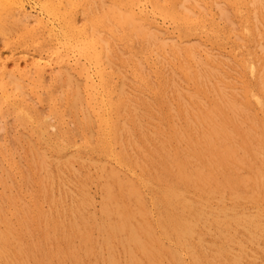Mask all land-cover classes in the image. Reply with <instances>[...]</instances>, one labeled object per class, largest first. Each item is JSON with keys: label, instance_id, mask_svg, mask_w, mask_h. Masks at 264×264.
Wrapping results in <instances>:
<instances>
[{"label": "bare ground", "instance_id": "obj_1", "mask_svg": "<svg viewBox=\"0 0 264 264\" xmlns=\"http://www.w3.org/2000/svg\"><path fill=\"white\" fill-rule=\"evenodd\" d=\"M103 1L0 0V38L3 47L9 52L4 59L0 56V141H6L3 133L8 125L27 131L23 136L24 141H29V150L25 155L32 171L30 175L27 171V179L39 183V193L32 204L24 202L19 192L16 195L6 191L0 193V264H121L118 250L124 255V264H243L246 252L241 238L255 244L264 238V117L260 120L262 116L258 118L254 114L257 107H264V59L259 67L255 59H244L242 62L236 59V67L244 72L249 81L242 88L241 84L240 89L232 86L230 89L235 90L229 93V87L222 84L218 86V81L214 80L216 77L213 78L214 74L209 70L197 73L191 71L196 56L200 54L201 58H198L202 62L203 58L209 61L213 54L207 48L199 49V52L193 45L195 43L183 41L194 32L196 34L204 30L207 33L210 30L204 22L200 23L202 18L196 22L183 15V5L177 8L176 0H160V4H154L152 0H107L108 5ZM193 1L196 3V0ZM201 1L205 5L209 4L207 0L198 3ZM226 1L229 9L233 7L237 14H243L241 6L247 0ZM251 1L258 5L257 12L260 14L259 20L254 15V20L258 21L253 26L252 15L248 16L251 23L248 17H244L247 20L244 22L247 24V37L258 36L264 28V3L260 0ZM198 3L194 5L196 11L200 8V5L197 7ZM219 4H223L222 1ZM219 4H215L214 8ZM205 5L200 11L208 13L203 11ZM246 7L248 11L252 4ZM190 8L188 10L191 13ZM195 8L192 9L193 15ZM221 8L219 6L221 15L225 11L228 13L229 10ZM79 14L85 17L80 19ZM232 15L227 17L232 18ZM168 21L176 26L178 35L175 36L174 27L170 32L167 27L170 23L166 25ZM213 23L210 24V34L205 33L204 36L203 31L201 33L211 43L210 48L214 43L218 47L223 46V39L218 37L219 31L214 30V27L223 26ZM258 24L263 26L261 30ZM104 31L107 35L105 38L99 35L101 32L105 34ZM197 34L195 36L199 42L202 36ZM134 40H138L141 45L150 43L164 53V49L170 48L174 60L184 63L180 61L179 74L185 77L187 84L194 85L193 94L179 92L178 101L173 106L164 100L166 92L162 80L145 82L146 78L141 75L144 65L140 61L131 64L135 79L133 83L142 90L153 92L150 103L142 105L144 112L150 115L155 111L158 113L153 118L158 120L159 125H153L149 130L147 127L148 134L141 133L138 138L134 135L136 130H142V113L138 114L140 110L135 108V104L139 103L123 87H115L116 75L121 71L110 70L112 66L115 67V63H111L115 44L123 42L128 46ZM202 43L204 45V41ZM145 47L147 45H143V51ZM261 48H264L263 44ZM216 56L212 55L213 58ZM8 57L12 60V68L6 61ZM231 57L234 59L236 56ZM137 59L140 58L137 56ZM21 61H24L23 69ZM145 62L152 64L154 61ZM128 63L122 60V66H128ZM120 69L123 71L124 68ZM155 74L157 78L161 75L158 72ZM173 81H170L172 85L175 83ZM56 83L60 86L57 87L59 93L51 90V84L54 86ZM235 84L239 86L240 82ZM213 92L217 96L208 98ZM44 103L47 114L44 113L46 110H39ZM79 112L84 120L79 122L80 118L77 119V138L81 137L85 145L95 139L94 149L85 146L83 149L77 148L78 144L74 141L76 135L70 129L72 123L66 119ZM51 120L55 123H51ZM95 125L97 131L94 133L91 130ZM15 129L18 128L12 130ZM87 130L90 131L86 133ZM2 145L0 160L7 161L8 158L12 163L9 162L11 164L7 167L14 166L11 149ZM116 146H119V152ZM71 148L77 151L73 153ZM70 149L73 151L71 154ZM131 151L135 152V158H132ZM94 154L101 157L100 160L95 158L97 163L94 161L93 166L99 169L102 179L99 215L89 211L94 205V197H90L84 188L86 185L80 187L78 196L69 197L72 204L65 205L67 207L64 206V198L58 199L54 192L56 183H62L65 168L68 169L75 162L88 160ZM51 158L57 160L55 172L51 170L55 163ZM107 159H112L116 167L107 168ZM136 169L140 170L136 178L128 176L127 172L137 174ZM37 170L40 171L39 176L34 173ZM6 184L0 175V187L7 190ZM59 187L60 184L57 185ZM144 188L152 192L151 202L157 215L155 221L144 201ZM227 201L231 202L230 207ZM42 202L48 203L49 210H44ZM213 202H217L214 203L217 204L216 208ZM246 203H250L256 212L243 209ZM212 232L214 236L210 234ZM96 233L98 238H95ZM208 233L214 241L210 247V243L207 244L204 239L205 236L211 239ZM232 245L238 246V255L232 254ZM97 246L100 252L95 253ZM184 256L189 257L188 263Z\"/></svg>", "mask_w": 264, "mask_h": 264}, {"label": "rangeland", "instance_id": "obj_2", "mask_svg": "<svg viewBox=\"0 0 264 264\" xmlns=\"http://www.w3.org/2000/svg\"><path fill=\"white\" fill-rule=\"evenodd\" d=\"M102 1V0H101ZM191 2V3H188V2ZM176 0V4H177V8H179L178 6L180 5L181 7H182V5H183V7L181 8V9H179V10H181V13H183V15H187V17H189L190 19H192L193 21H196V22H198L199 21V19H201V21H200V23H202V24H206L207 25V27L211 30L212 28H210V24L211 23H213V24H215L216 26L218 25V26H223V27H219V28H217V27H214V30L216 29L217 30V32L219 31V33H220V36H219V33H218V37H219V39H223V41L221 42V44H223V46H222V48H221V46H217L216 45V43H214V45H212V48H210V42L209 41H206V39H205V31L204 30H202L203 31V35L201 34L202 33V31L200 30V31H198L197 33L199 34V35H201L202 36V38H201V40H200V38L198 39V41L199 42H197V36H195L196 34H195V32L190 36V38H188V39H186V40H183V41H185V43L186 42H191V43H195V44H193L194 45V47H197V49H198V51L200 52V50H203V48H207L206 50H210V52H209V50H208V52L211 54V51H212V55L213 56H216L217 54H219L220 56L219 57H221V58H219L218 57V55L216 56L217 58H213L212 57V55H210L211 56V58H209V61L208 60H204V58L203 59H201L202 60V62L200 61V59L199 58H201V56H200V54H199V58L196 56V61H194L193 63H192V68H191V71L193 72V73H197V72H203V70H209V72H212V74H214L213 75V78H215L216 77V79H214L218 84V86H220L221 84L224 86V87H226V86H228L229 87V89L227 90V92H229V93H232L235 89H237V87H239V89H240V85H241V88L243 87V84H245V82H247V81H249V79L245 76V74H244V72L241 70H238V68L236 67V65H237V60H238V62L240 61V62H242L244 59H251V60H254V62H255V64L259 67L260 65H261V63H262V60L264 59V55H263V53H264V48H261V46H262V44H263V47H264V37H263V34H264V28L261 30V28L263 27H261L259 24H258V26H260V30L262 31H259V35L257 36H255V37H247V31H246V26H247V24L246 23H244L245 21H247V20H245V18H247L248 16H250L251 17V15H252V17H251V19H253V21L250 19V17H248L247 19H248V21H249V23H251L252 24V26H253V24H255V22L256 21H258L259 20V14H260V12L258 11L257 12V10H258V5L257 4H254L253 3V1H251V0H247V2L248 3H250V4H247V2H246V4L244 5L245 6V8H244V6H241V11H242V13L243 14H245V15H243V14H241L240 13V15H239V13L237 14V12H235V10L236 9H234V11H233V7H231V9H229V7H228V4L226 5V3L224 2V1H226V0H221L222 1V3L224 4V6H223V4H219V3H221V1L220 0H207V2H209V4L207 3L206 5H205V3H204V5H205V9L203 10L204 12L205 11H208V13H203V12H201L200 10L201 9H203V3H202V1H201V3H198V2H200V0H196V3H198V6L197 7H199V5H200V8L199 9H197V11H199V13L196 11V6H194L196 3H194V1L193 0ZM214 2V4H213V2ZM259 1V0H258ZM261 2H263L264 3V0H260ZM259 1V2H260ZM83 2H84V0H83ZM105 2V5H106V3H107V5L109 4V2H107V0L105 1H103V3ZM152 2L154 3V4H160V0H152ZM159 2V3H158ZM180 2H183V4L182 3H180ZM185 2V3H184ZM227 2V1H226ZM82 3V2H81ZM179 3V4H178ZM190 4V5H189ZM201 4H202V7H201ZM215 4H219L218 6L216 5L215 6V8H216V10H215V8H214V5ZM252 4V7H254L253 9H256V10H254L255 12H253V9H252V7H251V9H249L248 11H249V13H251V14H249L248 13V15H246V13L248 12L247 11V7L246 6H248V5H251ZM148 5H150V4H148ZM184 5H186V7H184ZM188 5L191 7H189L190 9H191V13H190V10H188L189 8H187L188 7ZM197 5V4H196ZM209 5V6H208ZM206 6H207V8H206ZM219 6L220 7H223V8H221V10H229L228 11V13H227V11H225V14L224 13H222V15H221V12L219 11L220 9H219ZM243 7V8H242ZM193 8H195L194 10V15H193V11H192V9ZM208 8H209V10H208ZM211 8V9H210ZM214 8V9H213ZM250 8V7H249ZM186 9L188 10L187 12H186ZM240 9V8H239ZM243 9V10H242ZM81 10V11H80ZM212 10V11H211ZM79 11L80 12H82V9H79ZM217 11V12H216ZM253 13H252V12ZM196 12H197V14H196ZM216 12V13H215ZM229 12L231 13V14H229ZM203 13V14H202ZM215 13V14H214ZM236 13V14H235ZM257 13V14H256ZM196 14V15H195ZM198 14H200V16L198 15ZM207 14V15H206ZM217 14V18L216 17H214L215 15ZM224 14V15H223ZM232 14H235L236 16H234V15H232ZM202 15V16H201ZM222 17V16H224L223 18H221L220 16ZM227 15L230 17L231 15H232V18H233V16H234V18L232 19V18H228L227 17ZM254 15H255V17H254ZM81 16V17H80ZM206 16V17H205ZM207 16H211V20L210 19H208V17ZM219 16V17H218ZM238 16V17H237ZM241 16V17H240ZM78 17H80V19H83L85 16H83V14L81 15V14H79V16ZM191 17H193V18H191ZM236 17H237V20L235 21V19H236ZM240 17V18H239ZM245 17V18H244ZM196 20H195V19ZM214 18H216V19H214ZM228 18V19H227ZM254 18L255 19H257L258 18V20H254ZM223 19V20H222ZM239 19H240V22H239ZM242 19H243V21H242ZM205 20V21H204ZM207 20V21H206ZM209 20V21H208ZM214 20V21H213ZM222 20V21H221ZM227 20V21H226ZM250 20H251V22H250ZM210 21H211V23H210ZM238 21V22H237ZM204 22V23H203ZM222 22V23H221ZM225 22H227L226 24H225ZM170 23V26H167V27H169L168 29L170 30V32H172L173 30H171V29H173V27H174V33H175V36H176V34L178 35V33H177V30L175 29L176 28V26H174V24H172L171 22H167V24L166 25H168ZM209 23V24H208ZM235 23V24H234ZM242 23H244V24H242ZM257 23V22H256ZM244 25V26H243ZM172 27V28H171ZM227 27V28H226ZM207 28V29H208ZM222 28H224L223 30H224V32H223V30H222ZM233 28V29H232ZM242 28V29H241ZM245 28V29H244ZM228 29H229V31H228ZM210 30H207V33H209L210 34ZM230 30H231V32H230ZM242 30V31H241ZM259 30V29H258ZM222 32V33H221ZM260 32L262 33V34H260ZM104 33L105 34H103L102 32L101 33H99V35L100 36H102L103 38H105V37H107V35H106V32L104 31ZM206 33V34H207ZM226 33V34H225ZM243 34V35H240V34ZM197 34V35H198ZM230 34V37L228 36ZM221 35H224V36H221ZM227 35V37H225ZM237 35V36H236ZM193 37V38H192ZM196 40H195V39ZM262 38V39H261ZM190 39V40H189ZM194 39V40H193ZM203 39V40H202ZM259 39V41L257 42V40ZM188 40V41H187ZM225 40H227V41H225ZM229 40H231V41H229ZM237 40V41H236ZM239 40V41H238ZM244 41V42H241V41ZM204 41V45H203V43L201 44V42H203ZM2 41H1V38H0V56H2L3 57V59L6 57V55H9L8 53V50H7V48H5V47H3L4 46V44L3 43H1ZM139 41L138 40H134V41H132V42H130L129 44H128V46H126L123 42H118V44L116 43L115 44V46L116 45H118V46H114V49H113V53H112V55H113V59H111V63H115V67H113L112 66V68L110 69V70H119V71H121V73H119V74H117L116 75V81H115V87L116 88H121V87H123V89L131 96V98L133 99V100H136L137 99V101H138V103L139 104H135V108H137L138 110H140L139 112H138V114H140V113H142V114H140L141 115V119H142V121H141V129L142 130H136L137 131V133L134 135V137H136V138H138L139 137V135H142V134H148L147 132H148V130L149 129H152V126L153 125H159L158 124V120L157 121H155L154 120V118L153 117H156V116H158V113H156V111L154 112V114H146L145 112H144V108H143V103H146V102H148V103H150V100L152 99V97H154L153 96V92H151V93H149L150 91H145V90H142L141 88H139L140 86L138 85V84H136V83H133V81H135V79H134V76H133V72H132V69H131V66L133 65V63L134 62H137V61H140V63L141 64H143L144 65V67H143V71H142V76L144 77V78H146V80H145V82H149V83H155V82H158L159 80L161 81L162 80V85L164 86V88H165V92H166V94H165V97H164V100H165V102H168L169 104H172L173 106H175L176 105V103H177V101H178V93L179 92H182L183 94H188V93H191V94H193L192 92L194 91V85L191 83V84H187V82H186V80H185V77L180 73L179 74V69H178V66H179V64L181 63L180 61H182V60H174V57H173V55H172V52L170 51V48H166V49H164L166 52L164 53V51L161 49V51H160V49L158 50L157 49V47L156 46H153V45H150V43H149V45L148 44H140V42L138 43ZM205 42H208L207 44L205 43ZM230 42V43H229ZM246 42V43H245ZM135 43V44H134ZM139 45H138V44ZM220 43V42H219ZM225 43V44H224ZM241 43H242V45H241ZM257 43V44H256ZM258 43H260V45H258ZM122 44V45H121ZM137 47H136V46ZM143 45L144 46H146L147 45V47H145V51H143L142 50V47H143ZM192 45V44H191ZM192 45V46H193ZM205 45H207V47L205 46ZM210 45V46H209ZM229 45V46H228ZM234 45V46H233ZM240 45V46H239ZM120 46V47H119ZM133 46V47H132ZM150 48H149V47ZM182 46H184V47H186L185 46V44H183ZM214 46H216L217 47V50H215V48L216 47H214ZM225 46V47H224ZM233 46V47H232ZM125 47V48H124ZM237 47V48H236ZM242 47V48H241ZM245 47V48H244ZM118 48V49H117ZM219 48H221L220 50H219ZM233 48V49H232ZM127 49V50H126ZM200 49V50H199ZM225 49V50H224ZM230 49V50H229ZM232 49V50H231ZM242 49V50H241ZM250 49H252L253 50V52H252V50L251 51H249ZM30 50H32L31 48H30ZM123 50V51H122ZM143 52H142V51ZM147 50V51H146ZM155 50V51H154ZM157 50V51H156ZM234 50H236V51H234ZM248 50V51H247ZM130 51H131V53H130ZM135 51H136V53H135ZM139 51V52H138ZM219 51H220V53H219ZM226 51V52H225ZM117 52V53H116ZM123 52V53H122ZM134 52V53H133ZM150 52L152 53V54H150ZM154 52H155V55H154ZM159 52V53H158ZM240 52V53H239ZM244 52L246 53V54H244ZM248 52V53H247ZM255 52V53H254ZM34 53V52H33ZM163 53V54H162ZM167 53V54H166ZM171 53V54H170ZM227 53L229 54V53H231V55L234 57V56H236V57H234V59L231 57V55L229 54V55H227ZM235 54V55H233V54ZM238 53V54H237ZM251 54V56H249L248 57V54ZM254 53V54H253ZM117 54H119V55H117ZM122 54V55H121ZM127 54V55H126ZM130 54V55H129ZM134 54H136V57L134 56ZM138 54H140V55H138ZM142 54H144V55H142ZM146 54V55H145ZM160 54V55H159ZM161 54H162V56H161ZM166 54V55H165ZM258 54V55H257ZM262 54V55H261ZM117 55V56H116ZM132 55V56H131ZM149 55V56H148ZM238 55V56H237ZM240 55H242V57H239ZM134 56V57H133ZM137 56H138V58H140V59H137ZM141 56H143L145 59H143V57L141 58ZM150 56H151V58H150ZM157 56H159V58H156ZM161 56V57H160ZM244 56V57H243ZM247 56V57H246ZM257 57V58H255V57ZM261 56V57H260ZM130 57V58H129ZM154 57V58H153ZM168 57H170V58H168ZM226 57V58H225ZM230 57V58H229ZM114 58H116V60L114 59ZM119 58V59H118ZM128 58V59H127ZM132 58V59H131ZM161 58H163L164 60H162ZM213 58V59H212ZM223 58V59H222ZM229 58V59H228ZM232 58V59H231ZM260 58V59H259ZM143 59V60H142ZM154 59V60H153ZM180 59H182V58H180ZM214 59H216V60H218L219 62H221V63H218V61H215ZM237 59V60H236ZM257 59H258V61H257ZM122 60H126V61H129V63H128V66H127V64H123V66H122ZM135 60V61H134ZM145 60L147 61V62H149V61H154V62H151L152 64H150V62L149 63H146L145 62ZM171 60V61H170ZM212 60H213V62H212ZM224 60V61H223ZM233 60H235V61H233ZM7 61V63L10 65V68H12V60L8 57V59L6 60ZM143 63H142V62ZM165 61V62H164ZM169 61V62H168ZM199 61H200V67H198L199 66ZM211 61V62H210ZM215 61V62H214ZM229 61H232V62H230V65H229ZM168 62V63H167ZM196 62V63H195ZM235 62V63H234ZM118 63V64H117ZM158 63V64H157ZM164 63V64H163ZM182 63H183V61H182ZM206 64V65H203V64ZM218 63V64H217ZM234 65H233V64ZM132 64V65H131ZM145 64H147V65H145ZM175 64L177 65V66H175ZM184 64V63H183ZM194 64H196V65H194ZM20 65H21V68L23 69V67H24V61H21L20 62ZM116 65H118V66H116ZM151 65V66H150ZM155 65V66H154ZM198 65V66H197ZM203 67H202V66ZM215 65V66H214ZM255 65V66H256ZM146 66V67H145ZM153 66L155 67V69L153 68ZM164 66H166V69L164 68ZM172 66V67H171ZM195 66V67H194ZM205 66V67H204ZM209 67V68H206V67ZM217 66V67H216ZM226 66H228L227 68L229 69V71H228V69H226ZM232 66V67H231ZM235 66V67H234ZM256 66V67H257ZM149 67V68H148ZM158 67V68H157ZM161 69H160V68ZM212 67V68H211ZM120 68H124L123 69V71H122V69H120ZM152 68V69H151ZM156 68H157V70H156ZM198 68H200V69H198ZM211 68V69H210ZM213 68H214V70H213ZM154 69V70H153ZM164 69V70H163ZM170 69H172V70H170ZM217 69V70H216ZM145 70H146V72H145ZM150 70H151V72H150ZM159 70V71H158ZM198 70V71H197ZM211 70V71H210ZM148 71V72H147ZM158 72V73H160L161 75L159 76V78H157V76H156V74H155V72ZM176 71V72H175ZM214 71H215V73H217V72H219V73H217V74H215L214 73ZM217 71V72H216ZM230 71H232V72H230ZM124 72V73H123ZM150 72V73H149ZM172 72V73H171ZM227 72V73H226ZM237 72V73H236ZM173 73H175L176 74V76L174 77V75L175 74H173ZM221 73V74H220ZM224 73V74H223ZM229 73V74H228ZM144 74V75H143ZM173 74V75H172ZM236 74H238V75H236ZM147 77H146V76ZM218 76V78H217V76ZM220 75H222V76H220ZM166 76V77H165ZM234 76V77H233ZM121 77L123 78L122 79V82H121ZM150 78V80H149V78ZM160 77H161V79H160ZM176 77H178V78H176ZM221 79H220V78ZM226 77H228V80H227V78ZM232 78V79H230V78ZM236 77V78H235ZM244 77V78H243ZM48 78V77H47ZM153 80H152V79ZM157 78V79H156ZM166 78V79H165ZM118 79V80H117ZM159 79V80H158ZM242 79V80H241ZM244 79V80H243ZM48 80V79H47ZM119 80H120V82L121 83H119ZM132 80V81H131ZM164 80V81H163ZM174 80V81H173ZM177 80V81H176ZM226 80V81H225ZM239 80V81H238ZM246 80V81H245ZM126 81V82H125ZM129 81L132 83H129ZM154 81V82H153ZM170 81H173V82H175V83H173V85H172V82H170ZM215 81H214V83H215ZM251 81H253V80H251ZM47 82H49V81H47ZM164 82V83H163ZM166 82V83H165ZM184 82V83H183ZM225 82V83H224ZM239 82H240V84H239ZM243 82V83H242ZM118 83L120 84L119 86H118ZM235 83H238L239 84V86L237 85V84H235ZM136 84V85H135ZM176 84H179L178 86H179V88H177L178 86H176ZM182 84H185V85H182ZM54 86H52V84H51V90L52 91H55V92H60L58 89H57V87H60L59 85H57V83L56 84H53ZM124 85H128V86H125L124 87ZM180 85H182V86H180ZM221 85V86H222ZM166 86V87H165ZM173 86V87H172ZM185 86V87H184ZM186 86H187V88H186ZM232 86H235V89L233 90V89H230V88H233ZM133 87V88H132ZM192 89H191V88ZM169 88V89H168ZM180 88H182V90L180 89ZM186 88V89H185ZM53 89H56V90H53ZM130 89V90H129ZM131 89H132V91H131ZM174 89V90H173ZM118 90V89H117ZM178 90V91H177ZM184 90V91H183ZM230 90L232 91V92H230ZM135 93H134V92ZM188 91V92H187ZM190 91V92H189ZM145 92V93H144ZM171 92V93H170ZM176 93V94H175ZM216 93V92H215ZM214 92L213 93H211L209 96H208V98H210L211 99V97L213 98V97H216L217 95L215 94ZM146 94L148 95L147 97H146ZM141 97H140V96ZM143 95H144V97H143ZM213 95H215V96H213ZM58 96H59V94H58ZM129 96V97H130ZM150 96V97H149ZM152 96V97H151ZM175 96H176V98H175ZM136 97V98H135ZM45 98V97H44ZM149 100H148V99ZM171 98V99H170ZM41 99H43V98H41ZM139 99V100H138ZM146 99V100H145ZM172 100V101H171ZM152 103V102H151ZM45 105V106H44ZM143 105V106H142ZM39 110L42 112V111H44V110H46V112H44L45 114H47L48 112H47V106H46V104L44 103L43 104V107H41V108H39ZM154 110V109H153ZM80 113V114H79ZM79 113H77L74 117H72L71 115H70V117L68 118L67 117V119H66V121H68V122H71L72 123V125H71V127H70V129L72 130L73 129V134L74 135H76V136H74V141H75V143L76 144H78V146H77V148H79V147H82L81 149H83L84 148V146L85 147H89L90 149H94L95 148V145H93V143H94V140L95 139H92V140H89V141H91L89 144H87V145H85L84 144V142H82V140H80L81 139V137H78L77 138V134L76 133H79L78 131H79V129L77 130V128H78V124H79V122L80 121H83L84 119H82V117H84V116H82V114H81V112H79ZM152 113H153V111H152ZM156 113V114H155ZM254 114H256L257 116H258V118L259 117H261L260 118V120L261 119H263V117H264V107L263 108H261L260 106L259 107H257L255 110H254ZM149 115V116H148ZM145 116H147L148 118H149V120H148V118H146ZM152 117V118H151ZM79 118H80V120H79ZM159 118V117H158ZM10 119V118H9ZM8 119V120H9ZM70 119V120H69ZM79 120V122H78V120ZM82 119V120H81ZM145 119V120H144ZM151 119H153L152 121H151ZM73 120V121H72ZM7 121V120H6ZM10 121V120H9ZM54 120H51V123L53 122ZM143 121H145V122H143ZM67 122V123H68ZM53 123H55V121L53 122ZM150 123V124H149ZM144 124V125H143ZM147 124V125H146ZM145 125H146V127H145ZM76 126H77V128H76ZM96 125L94 126V129H92L91 131H93L94 133L97 131V129H96ZM148 127V128H147ZM13 128H18V129H15V130H12ZM76 128V129H75ZM146 128L148 129V130H146ZM23 128H20V127H16V126H14V125H8L7 127H6V132L4 131V133H5V135H4V133H3V136L5 137V139H6V141H0V144H3L2 146H5L6 145V147H8V148H10L11 149V154H12V158H13V161L15 160V164H14V166L12 165L11 167H7L8 165L10 166V164L12 163L11 161H8V158L6 159L7 161H5L4 159H3V162L0 160V162H2V163H0V167H1V170H0V175H1V177H3V179L5 180V182L7 183L6 185V187H8V189L7 190H4L2 187H0V193H2L3 191H6V192H8V193H13L14 195H16L15 193H20L21 194V197H22V199L24 200V202H26L27 204H32V200L36 197V195L39 193V183L37 184L36 183V181H34V182H31V179H30V181H29V178L27 179V177H28V172H29V175L31 174V169H29V167H28V157L26 158V155H25V152H27L28 150H29V148L27 149V147H29V146H27L28 144H29V141L28 140H25L24 141V138L25 137H23L24 135H26L27 134V131L25 130H22ZM9 131V132H8ZM90 130H87L86 131V133H88ZM135 131V132H136ZM11 132V133H10ZM56 132V130L54 131V133ZM51 133H53V130H51ZM142 133V134H141ZM7 134H11L10 136L9 135H7ZM138 134V135H137ZM138 136V137H137ZM21 137H23V140H22V138ZM18 141H19V143H18ZM25 142V143H24ZM35 142V141H34ZM83 143V144H82ZM23 144H25V145H23ZM91 145V146H90ZM150 145L151 144H149L148 145V147L150 148ZM23 146H25V147H23ZM94 146V147H93ZM119 147V146H118ZM117 146H116V150L119 152V148H118ZM152 147V146H151ZM76 148V147H75ZM75 148H71L69 151V153L71 154L72 152L73 153H75L77 150L75 149ZM118 148V149H117ZM131 152H133V154L131 153ZM130 153L132 154V158H135L136 157V154H135V152L134 151H131ZM129 153V154H130ZM95 155H97V156H95ZM135 155V156H134ZM14 156V157H13ZM98 159V160H100L101 159V157L99 156L98 157V154H94V155H91L90 156V158L88 159V160H83V162H75V163H73V165H71V166H69L68 167V169L67 168H65V172H64V174H63V178L61 179V181H62V183L60 182L59 184H60V187H59V189L57 188V185H59V184H57L56 183V186H55V195L57 196V198L59 199V198H64V201H65V203H64V206L65 205H67V206H69V205H71L72 204V202H71V204H70V200H69V197L71 196V197H76V195L78 196V194H79V192H80V187L81 186H83L84 187V185H86L84 188H86V191H88V193L90 194V197H94L93 198V206L89 209V211L91 212V214H96V215H99L98 213H100V207H101V200H102V192H101V185H102V179H101V177H100V174H101V172H99V169L97 170L95 167H93L94 166V164L95 163H97L96 162V159ZM51 160L53 161V158H51ZM55 160V159H54ZM89 160H93L92 162L90 161L89 162ZM94 161H95V163H94ZM9 162H11L10 164H9ZM53 162H55L54 163V165H52V166H54V167H52L51 168V170L52 171H54L55 172V165H56V162H57V160H55V161H53ZM88 162V163H87ZM112 162V163H111ZM81 163V164H80ZM83 163V164H82ZM85 163V164H84ZM7 164V165H6ZM90 164H91V167H89L90 166ZM111 166H110V165ZM77 165V166H76ZM80 165H81V167H80ZM105 165L107 166V168H109V169H111V168H113V167H116V164L114 165V161L112 160V159H107V162L105 163ZM76 166V167H75ZM85 168V169H83V167ZM109 166V167H108ZM16 167V168H15ZM27 167V168H26ZM74 167V169H72ZM89 167V168H88ZM12 168V169H11ZM92 168V169H91ZM15 169H17V170H15ZM95 171H94V170ZM9 170H13L12 172H10ZM26 171V174L24 173ZM28 171V172H27ZM78 171V172H77ZM83 171V172H82ZM67 172V173H66ZM91 172V173H90ZM93 172V173H92ZM99 172V173H98ZM139 172H140V170L139 169H136V173L137 174H133V173H131V174H129L128 172H127V174H128V176H130V177H133V178H136L137 177V175H139ZM34 173H35V175H36V173H37V176H39V174H40V171L39 170H37V171H34ZM241 173H243V174H245V172H241ZM7 175V176H6ZM68 175V176H67ZM83 175V176H82ZM94 175L95 176H97V177H94ZM4 176H5V178H4ZM87 176V177H86ZM83 177H85V178H83ZM10 178V179H9ZM68 178V179H67ZM100 178V179H99ZM9 181H8V180ZM26 179V180H25ZM67 179V180H66ZM74 180V182L72 181V180ZM85 179V180H84ZM90 179V180H89ZM23 180V181H22ZM69 180V181H68ZM13 183V184H15V185H13L11 182ZM99 181V182H98ZM22 182H24V183H22ZM26 182V183H25ZM69 183H70V185H69ZM75 183V184H74ZM36 184V185H35ZM66 184V185H65ZM74 184V185H73ZM98 184V185H97ZM33 185H34V187H33ZM67 187V188H65V186ZM69 185V186H68ZM99 186V187H98ZM37 187V188H36ZM63 187V188H62ZM95 187H97V188H95ZM35 188V189H34ZM91 188H92V190H91ZM59 190V192H58V190ZM61 189V190H60ZM99 189V190H98ZM147 190V191H146ZM35 191H36V193H35ZM72 191V192H71ZM77 191V192H76ZM99 191V192H98ZM70 192V193H69ZM146 192V193H145ZM149 192V193H148ZM60 195H59V194ZM64 193H65V195L66 196H64ZM71 193H73L74 195H72ZM92 193V194H91ZM97 193V194H96ZM100 193V194H99ZM142 193H143V197H144V201L145 202H147L146 203V205L148 206V208L151 210V212H152V219L155 221L156 219H157V215H156V212H155V210L153 209V206H152V202H151V198H152V196H151V190L149 189V188H144L143 190H142ZM95 194V195H94ZM101 195V196H100ZM149 199H150V201H149ZM262 202L264 203V197L262 198ZM149 201V202H148ZM31 202V203H30ZM229 202V203H228ZM214 203H217V202H213V207L214 208H216V205H214ZM228 203V204H227ZM44 204V205H43ZM45 204H47V205H45ZM226 204H227V206H231V202L230 201H227L226 202ZM248 204V205H247ZM149 205H151L150 207H149ZM264 205V204H263ZM42 206H43V208H44V210H49V206H48V203H46V202H42ZM67 206H65V207H67ZM245 206V207H244ZM243 207V209H247V211H250L251 209H253V210H251L250 212H252V213H255L256 212V210H255V208L250 204V203H246L245 205H244ZM252 206V207H251ZM249 207H251V208H249ZM154 215V216H153ZM214 232H212V233H210L212 236H214L215 234H213ZM209 233H208V235L207 236H211ZM212 236H211V239L209 238V237H206L205 236V240L207 241V244L208 243H210V245H208L209 247L211 246V244H213V239H212ZM98 238V235H97V233L95 234V238ZM244 237H242L241 239H242V241H244V247H245V252H246V255H244V260H243V264H250V263H254V264H264V250L262 249L263 247H264V238H263V240H261V242L260 243H257V244H255V243H249V240L248 239H246V238H244ZM209 239V240H208ZM211 240V241H210ZM214 240H215V238H214ZM247 240H248V242H247ZM261 243H263V244H261ZM249 244H250V246H249ZM238 246L237 245H232L231 246V250H232V254H239V251L237 252V250L239 249V248H237ZM256 247H258L259 249H257ZM236 248V249H235ZM236 250V251H235ZM260 250V251H259ZM120 251V252H119ZM250 251H251V253H253V254H251L250 253ZM98 252H100V249H99V247L97 246L96 247V252L95 253H98ZM118 252H119V257H120V260H121V264H124V255L123 254H121L122 252H121V250H118ZM234 252V253H233ZM258 253V254H257ZM234 254V255H235ZM263 254V255H262ZM211 255H213L212 253H211ZM246 256H247V258H246ZM257 258V260H255L256 258ZM260 257V258H259ZM184 258H185V261L188 263L189 262V257L188 256H184ZM255 261H254V260ZM91 260H94V258H92ZM251 260H253V261H251ZM260 260V261H259ZM262 260V261H261ZM123 261V262H122ZM259 261V262H258Z\"/></svg>", "mask_w": 264, "mask_h": 264}]
</instances>
